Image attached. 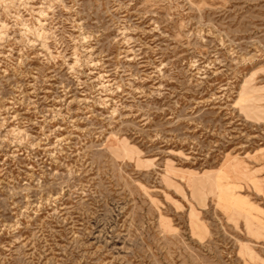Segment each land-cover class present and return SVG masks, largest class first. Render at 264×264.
Returning a JSON list of instances; mask_svg holds the SVG:
<instances>
[{
    "label": "rangeland",
    "instance_id": "1",
    "mask_svg": "<svg viewBox=\"0 0 264 264\" xmlns=\"http://www.w3.org/2000/svg\"><path fill=\"white\" fill-rule=\"evenodd\" d=\"M0 264H264V0H0Z\"/></svg>",
    "mask_w": 264,
    "mask_h": 264
},
{
    "label": "bare ground",
    "instance_id": "2",
    "mask_svg": "<svg viewBox=\"0 0 264 264\" xmlns=\"http://www.w3.org/2000/svg\"><path fill=\"white\" fill-rule=\"evenodd\" d=\"M43 12H45V11L43 10L42 13H43ZM40 23H41V21H40Z\"/></svg>",
    "mask_w": 264,
    "mask_h": 264
}]
</instances>
